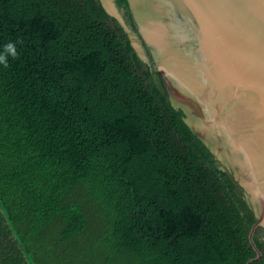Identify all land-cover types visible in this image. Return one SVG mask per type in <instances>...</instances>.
<instances>
[{
    "label": "trees",
    "instance_id": "trees-1",
    "mask_svg": "<svg viewBox=\"0 0 264 264\" xmlns=\"http://www.w3.org/2000/svg\"><path fill=\"white\" fill-rule=\"evenodd\" d=\"M0 58V264H264L242 188L99 0H0Z\"/></svg>",
    "mask_w": 264,
    "mask_h": 264
},
{
    "label": "water",
    "instance_id": "water-1",
    "mask_svg": "<svg viewBox=\"0 0 264 264\" xmlns=\"http://www.w3.org/2000/svg\"><path fill=\"white\" fill-rule=\"evenodd\" d=\"M153 65L171 106L242 188L264 230V0H99ZM146 47L147 56L141 47Z\"/></svg>",
    "mask_w": 264,
    "mask_h": 264
},
{
    "label": "flooded vegetation",
    "instance_id": "flooded-vegetation-1",
    "mask_svg": "<svg viewBox=\"0 0 264 264\" xmlns=\"http://www.w3.org/2000/svg\"><path fill=\"white\" fill-rule=\"evenodd\" d=\"M115 2V1H114ZM135 34V38L137 39V41H138V43H139V41H141V38H140V36L138 35V33H137V31H136V33H134ZM142 44V43H141ZM141 47L144 49V51L146 52V47H145V45L143 44V46L141 45ZM148 56V55H147ZM152 67H154L153 65H152ZM155 70V69H154ZM156 71V70H155ZM157 72V71H156ZM158 73V72H157Z\"/></svg>",
    "mask_w": 264,
    "mask_h": 264
},
{
    "label": "clouds",
    "instance_id": "clouds-1",
    "mask_svg": "<svg viewBox=\"0 0 264 264\" xmlns=\"http://www.w3.org/2000/svg\"><path fill=\"white\" fill-rule=\"evenodd\" d=\"M7 49H8L9 51H11V52L13 53V55H15V49H14V47H13L12 44L7 45ZM2 59H3V58H0V60H2Z\"/></svg>",
    "mask_w": 264,
    "mask_h": 264
},
{
    "label": "rangeland",
    "instance_id": "rangeland-1",
    "mask_svg": "<svg viewBox=\"0 0 264 264\" xmlns=\"http://www.w3.org/2000/svg\"><path fill=\"white\" fill-rule=\"evenodd\" d=\"M262 241L264 242V239H262Z\"/></svg>",
    "mask_w": 264,
    "mask_h": 264
}]
</instances>
